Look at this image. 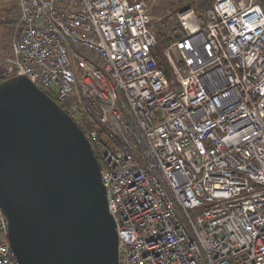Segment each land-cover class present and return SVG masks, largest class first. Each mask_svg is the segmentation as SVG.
Returning <instances> with one entry per match:
<instances>
[{"label":"built area","instance_id":"1","mask_svg":"<svg viewBox=\"0 0 264 264\" xmlns=\"http://www.w3.org/2000/svg\"><path fill=\"white\" fill-rule=\"evenodd\" d=\"M19 4L2 63L95 123L119 264H264L263 6L177 11L160 53L150 0ZM0 264H18L1 207Z\"/></svg>","mask_w":264,"mask_h":264},{"label":"water","instance_id":"2","mask_svg":"<svg viewBox=\"0 0 264 264\" xmlns=\"http://www.w3.org/2000/svg\"><path fill=\"white\" fill-rule=\"evenodd\" d=\"M0 207L18 264H119L89 138L21 74L0 83Z\"/></svg>","mask_w":264,"mask_h":264},{"label":"rangeland","instance_id":"3","mask_svg":"<svg viewBox=\"0 0 264 264\" xmlns=\"http://www.w3.org/2000/svg\"><path fill=\"white\" fill-rule=\"evenodd\" d=\"M197 1L199 0H150L149 12L153 17V24L150 27L157 36L158 42L163 45L161 52L168 47L171 36V24L162 31L161 23L163 21L173 23L177 11L191 7L190 5L193 6ZM19 14V0H0V67L8 75L14 73L9 72V65L5 66L2 61L13 56L14 23Z\"/></svg>","mask_w":264,"mask_h":264},{"label":"trees","instance_id":"4","mask_svg":"<svg viewBox=\"0 0 264 264\" xmlns=\"http://www.w3.org/2000/svg\"><path fill=\"white\" fill-rule=\"evenodd\" d=\"M257 2H259V3L263 6V8H264V0H257ZM211 3H212V0H199V1H197L195 4H193V6H195L194 8H195L198 12H203L204 10H206V9L211 5ZM190 6H192V5H190ZM193 6H192V7H193ZM162 47H163V45L159 43V45H158V50H159L160 53H162V52H161ZM161 61L164 62L163 59H162ZM166 71L169 73V68L166 69ZM13 76H15V74H14V75H8V74H6V73L2 70V68L0 67V83H1V82H4V81H6V80H8V79H10V78H12ZM43 90H45V89H43ZM45 91H46V93H47L50 97H52L53 99H55V100L58 102V104L60 105V107H61L63 110H65V111L68 113V108H69V105H70V103H71L70 100L60 101V100L57 98V96L54 95L50 90H45ZM86 127H87V128H89V127H96V125H95V123H93L92 121H88V122L86 123ZM87 128H85L84 126H82V129H83L85 132H87Z\"/></svg>","mask_w":264,"mask_h":264}]
</instances>
